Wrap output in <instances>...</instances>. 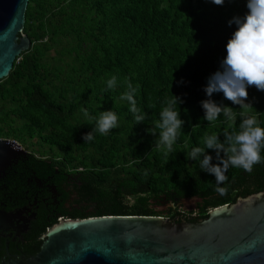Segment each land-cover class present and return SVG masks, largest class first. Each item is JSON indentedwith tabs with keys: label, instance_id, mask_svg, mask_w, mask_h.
I'll list each match as a JSON object with an SVG mask.
<instances>
[{
	"label": "trees",
	"instance_id": "obj_1",
	"mask_svg": "<svg viewBox=\"0 0 264 264\" xmlns=\"http://www.w3.org/2000/svg\"><path fill=\"white\" fill-rule=\"evenodd\" d=\"M247 11L246 0H225L222 6L211 0H29L23 31L30 49L0 80V139L22 145L36 139L43 149L39 155L26 149L0 181V203L6 205L1 208L37 201V220L23 235L29 253L39 251L40 237L59 216L163 217L158 209L168 203L200 198L190 221L195 223L213 208L264 191V163L251 173L230 166L228 180L219 185L227 194L220 195L215 176L188 156L204 147L205 135L218 134L223 142L224 131L232 130L223 114L205 120L201 101L208 99L207 79L219 70L236 29L228 21ZM113 75L117 86L108 89ZM128 82L137 88L136 106L146 115L140 124L120 98ZM173 95L183 101L175 108L185 124L165 155L155 125ZM211 98L233 108L239 131V105L223 93ZM245 102L264 127V91L249 87ZM105 110L117 114L118 127L106 135L94 132L84 142ZM206 152L217 164L215 150ZM56 194L68 207H47Z\"/></svg>",
	"mask_w": 264,
	"mask_h": 264
},
{
	"label": "water",
	"instance_id": "obj_2",
	"mask_svg": "<svg viewBox=\"0 0 264 264\" xmlns=\"http://www.w3.org/2000/svg\"><path fill=\"white\" fill-rule=\"evenodd\" d=\"M29 0H0V80L30 49L24 34ZM15 140L0 139V180L25 156ZM201 202L183 198L181 204ZM174 209V205H169ZM29 209H0V231L27 228L14 222ZM39 251L0 264H264V191L211 209L195 223L144 215L59 218L40 237Z\"/></svg>",
	"mask_w": 264,
	"mask_h": 264
},
{
	"label": "clouds",
	"instance_id": "obj_3",
	"mask_svg": "<svg viewBox=\"0 0 264 264\" xmlns=\"http://www.w3.org/2000/svg\"><path fill=\"white\" fill-rule=\"evenodd\" d=\"M211 2L222 6L225 0H211ZM246 7L248 11L243 17L234 16L228 21V25L235 24L236 29L227 41L226 56L220 62L219 70L207 79L204 91L208 99L201 101L205 120L214 122L223 114L226 120L231 122L229 127L232 130L224 131L223 142L218 134L205 135L204 147H195L188 153L190 160H199L200 168L215 176L217 184L215 190L220 195L227 194V188L219 185L228 180L225 173L230 166L251 173L255 164L264 163V156L261 154L264 151V127L260 126L255 115L249 114L252 105L245 102L248 99L249 87L264 91V0H246ZM116 86L117 76L113 75L107 80V87L114 89ZM136 91L137 88L128 82L127 90L120 98L129 102L130 111L136 123L140 124L144 122L146 115L136 106ZM214 93H223L226 100L233 105H239L242 109L239 113L241 117L239 131L234 127L237 113L232 107L214 101L211 98ZM181 103H183L182 99L175 95L168 99L160 112V120L155 125L160 129L157 146L166 149L165 155L173 151V145L185 124L180 112L175 108ZM85 115H87L86 111ZM117 127V114L111 110L102 111L96 119L95 128L85 133L82 139L84 142H90L94 139V132L106 135ZM151 134L156 135L154 131ZM208 149L215 150L217 164L212 163V156L206 152Z\"/></svg>",
	"mask_w": 264,
	"mask_h": 264
},
{
	"label": "flooded vegetation",
	"instance_id": "obj_4",
	"mask_svg": "<svg viewBox=\"0 0 264 264\" xmlns=\"http://www.w3.org/2000/svg\"><path fill=\"white\" fill-rule=\"evenodd\" d=\"M2 180V179H1ZM0 180V181H1ZM180 199L178 202L179 204L181 203ZM168 203L165 205L163 208V217L168 218V219H174L178 218L179 220H186L188 222L194 220L196 218L195 215L192 214L190 211H185L184 210V204H181L179 207L177 206V203ZM37 203L36 200H34V204H29L27 203L26 205H22L19 207H14L8 211H13V210H18L22 208H27L29 209L28 212L23 213L22 215L17 218V220L14 222V227L15 228H20L22 224L25 222L26 219L31 218V220L26 224L27 228L24 231H21L19 235H17L16 231L14 229H9L7 232L0 231V263L2 261H6L7 259H13V260H20V259H26L30 256H33L35 254H31L28 252L29 244L28 242L24 239V234L28 233L30 231V224L32 222H35L37 220V213L36 209L38 206L34 207L33 206ZM69 201L65 202L62 199L61 194H56L54 197L51 198V201L49 203H46L47 207L48 206H54L55 208L60 207L61 205L68 207ZM173 204L175 207L172 209L169 205ZM0 206L6 207L4 203H0ZM3 209L5 210L4 208ZM168 208H171L173 216H170V213L167 211ZM196 210V206L195 209ZM7 211V210H6ZM59 218L65 219V217L59 216ZM58 218V219H59Z\"/></svg>",
	"mask_w": 264,
	"mask_h": 264
},
{
	"label": "rangeland",
	"instance_id": "obj_5",
	"mask_svg": "<svg viewBox=\"0 0 264 264\" xmlns=\"http://www.w3.org/2000/svg\"><path fill=\"white\" fill-rule=\"evenodd\" d=\"M12 140V139H10ZM17 142V141H16ZM24 150L28 149V152H33L35 153L36 155H39V152L41 150H43L42 148H40V146L38 145L37 143V140L34 139L32 140L31 142L28 141L26 145H22L21 143L17 142ZM194 203H187V204H184V210L185 211H190L192 212L194 210V206H193ZM159 211H163L164 208L161 207L158 209Z\"/></svg>",
	"mask_w": 264,
	"mask_h": 264
}]
</instances>
